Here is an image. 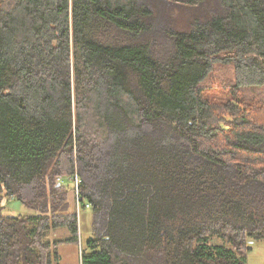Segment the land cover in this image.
Listing matches in <instances>:
<instances>
[{
    "label": "trees",
    "instance_id": "obj_1",
    "mask_svg": "<svg viewBox=\"0 0 264 264\" xmlns=\"http://www.w3.org/2000/svg\"><path fill=\"white\" fill-rule=\"evenodd\" d=\"M174 8L200 18L176 29ZM222 69L227 102L210 96ZM83 211L81 264H248L264 0H0V264H60Z\"/></svg>",
    "mask_w": 264,
    "mask_h": 264
},
{
    "label": "rangeland",
    "instance_id": "obj_2",
    "mask_svg": "<svg viewBox=\"0 0 264 264\" xmlns=\"http://www.w3.org/2000/svg\"><path fill=\"white\" fill-rule=\"evenodd\" d=\"M195 18H200L199 12H195L192 14V11L189 9L174 8L172 11H170V14L168 16L165 14L163 20L174 28L181 30L188 28L190 26L189 23H192ZM221 71L219 72L218 76H216L218 89H216L215 92L211 93L210 96L214 101L227 102L229 96L221 89V86L223 82L232 79V74H226V69H222ZM4 205L5 215L7 216H10L11 214L16 216L18 214H29V211L17 201H5ZM91 217L92 213L90 211H83L81 213L79 220L80 234L82 240L80 242V245L77 249L76 246L74 247L68 244H62V246L58 249V253L62 256L60 264H79L80 258L78 255V251L81 252L82 244L85 245L87 239L90 237L91 234ZM59 232L60 234H57L55 238L61 237V234L65 231ZM211 244L219 246L223 245V242L219 239H213L211 241ZM251 249L252 250H250L248 264H264V242L256 243L255 245L251 246Z\"/></svg>",
    "mask_w": 264,
    "mask_h": 264
},
{
    "label": "built area",
    "instance_id": "obj_3",
    "mask_svg": "<svg viewBox=\"0 0 264 264\" xmlns=\"http://www.w3.org/2000/svg\"><path fill=\"white\" fill-rule=\"evenodd\" d=\"M73 182L75 184V191L74 192H75V195H76V198H77V201H76L77 202V207L79 209L81 207V203L84 204V201H83V199L80 198V195H79L78 187H79V184H80L81 180H80L79 175L77 173L75 174V178H74ZM56 183L62 184V183H64V179L63 178H58L56 180ZM86 207L89 208L90 205L86 204Z\"/></svg>",
    "mask_w": 264,
    "mask_h": 264
},
{
    "label": "crops",
    "instance_id": "obj_4",
    "mask_svg": "<svg viewBox=\"0 0 264 264\" xmlns=\"http://www.w3.org/2000/svg\"><path fill=\"white\" fill-rule=\"evenodd\" d=\"M9 216V215H8ZM10 216H14L13 214H11ZM57 235L56 234H54L53 235V237H56ZM68 245H70V246H76V245H74V244H68ZM62 246V245H61ZM61 246H58V249L61 247ZM77 247V246H76ZM77 249H78V247H77ZM60 255V254H59ZM78 255H79V258H80V251H78ZM61 260H62V256L60 255V263H61ZM79 264H81V260H79Z\"/></svg>",
    "mask_w": 264,
    "mask_h": 264
}]
</instances>
